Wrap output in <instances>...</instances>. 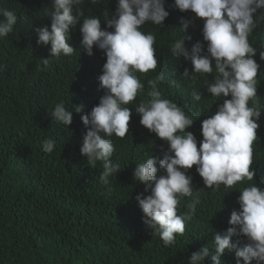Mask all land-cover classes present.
<instances>
[{"label": "trees", "instance_id": "1", "mask_svg": "<svg viewBox=\"0 0 264 264\" xmlns=\"http://www.w3.org/2000/svg\"><path fill=\"white\" fill-rule=\"evenodd\" d=\"M174 3L165 0L169 16L162 28L148 23L143 26L145 31L156 33L158 67L138 75L147 92V80L165 74L161 84L164 95L197 118L186 131L197 137L199 148L202 121L216 113L224 98H213L204 88L203 78H198L194 86L191 80L183 79L185 69L192 72L193 65L183 58H171L168 45L180 35L191 37L185 40L189 49L202 42L207 51L203 18L191 10L180 11ZM117 4L118 0H102L99 5L85 0L82 7L85 16H99L102 28H106L103 12L114 14ZM0 7L18 16L13 33L0 39V264H188L193 252L209 246L216 233L231 226V212L239 209V188L248 183L264 187L262 111L253 144L254 180L234 189L222 185L214 191L206 188L194 165L188 174L197 188L193 195L198 192L201 201L197 213L186 225L184 235H177L173 246L164 247L154 229L143 223L144 214L135 197L149 193L145 184L134 179L133 172L146 154L163 159L168 143L142 126L140 115L133 109L127 136L112 137V159L121 164L122 170L110 178V185H104L100 180L102 166L98 163L92 168L80 148L89 130L81 115L89 114L104 95L98 78L106 55L96 47L88 55L82 48L81 19L70 33L76 52L59 59L50 57L51 45L37 43L36 29L45 25L50 29L51 18L43 10L52 7V0H0ZM188 21L189 27L181 32ZM249 41L257 48V95L264 105V60L259 55L264 51V21L259 22ZM45 58H51L48 66L41 61ZM193 87L203 93L200 102L192 101ZM142 98L138 96L137 100ZM61 100L68 110L83 106V113L73 112V123L68 127L51 117ZM46 138L57 142L50 154L41 148ZM191 200L186 197L180 210H187ZM233 242L243 246L247 241L245 236L237 235ZM220 260L221 264H236L235 253L225 250ZM205 264L213 262L209 259Z\"/></svg>", "mask_w": 264, "mask_h": 264}, {"label": "clouds", "instance_id": "2", "mask_svg": "<svg viewBox=\"0 0 264 264\" xmlns=\"http://www.w3.org/2000/svg\"><path fill=\"white\" fill-rule=\"evenodd\" d=\"M84 2L52 0V7L43 10L51 18L50 29L47 25L36 29L37 43L51 45V58L72 56L76 49L71 46L70 33L82 19V48L88 55L93 54L94 47L106 55L98 78L104 95L89 114L81 115L89 130L80 148L92 168L98 163L102 166L100 180L104 185H110V178L117 177L122 170L121 164L112 159L115 151L112 137L127 136L133 109L140 115L142 126L168 143L163 159L146 154L133 176L145 184V191L149 193L135 197L144 214L143 223L154 229L164 247L173 246L177 235H184L201 202L198 192L193 195L197 188L188 174L189 169L195 165L206 188L214 191L222 185L225 189H234L242 182L253 181L256 175L252 168L253 144L264 105L257 95L260 70L254 59L257 48L249 37L259 22L264 21V11H261L264 0H175L174 7L180 11L191 10L196 17L203 18L207 51L202 42L189 49L185 40L191 37L180 35L168 45L171 58L176 61L183 58L193 65L192 72L185 69L183 79L191 80L194 86L198 78H203L204 88L213 98H224L216 113L202 121L203 139L199 141V148L197 137L186 131L197 118L164 95L161 84L165 74L161 72L148 79L147 92L138 75L154 72L158 67L156 33L145 31L143 26L146 23L164 26L169 16L165 0H118L114 14L103 12L106 28H102L99 16H85ZM101 2L91 0L94 5ZM0 16L4 17L0 21V39H3L13 33L18 16L15 11L2 7ZM190 23L186 22L180 31H186ZM259 55L264 60V51ZM51 58L41 59L43 65L48 66ZM191 95L193 102L203 98L201 90L195 87ZM138 96L143 98L137 100ZM73 112L83 113V106L68 110L61 100L55 104L51 117L68 127L73 123ZM56 146L53 138L41 142L42 150L49 154ZM239 192V209L231 212V226L223 233H216L209 246L193 252L188 264H205L209 259L213 264H221L225 250L235 253L236 264H252L254 260L256 264H264V187L248 183ZM186 197L192 200L186 204L187 210L181 211ZM237 235L246 237L243 246L233 242Z\"/></svg>", "mask_w": 264, "mask_h": 264}]
</instances>
